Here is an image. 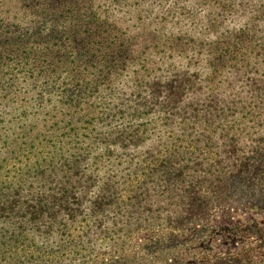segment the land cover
I'll return each instance as SVG.
<instances>
[{
    "label": "trees",
    "instance_id": "1",
    "mask_svg": "<svg viewBox=\"0 0 264 264\" xmlns=\"http://www.w3.org/2000/svg\"><path fill=\"white\" fill-rule=\"evenodd\" d=\"M21 1L34 10L27 13L28 34L45 45L49 65L59 47L48 37L73 49L83 44L84 51L96 30H107V17L90 1ZM0 2L8 8L7 0ZM221 56L225 81L203 93L179 81L163 97L162 81L147 91L134 76L108 84L80 118L87 123L81 136L67 135L20 175L1 181L0 250L6 264H57L53 251L74 241H88L95 256L121 253L139 228L168 229L174 244L191 252V264H256L262 241L199 257L209 248L205 231L221 202L254 209L263 216L259 227L264 224V64ZM119 63L128 65L124 57L114 70ZM185 92L188 101L178 98ZM51 106L38 110L42 122L58 116L56 103ZM237 238L232 237L242 242Z\"/></svg>",
    "mask_w": 264,
    "mask_h": 264
},
{
    "label": "rangeland",
    "instance_id": "2",
    "mask_svg": "<svg viewBox=\"0 0 264 264\" xmlns=\"http://www.w3.org/2000/svg\"><path fill=\"white\" fill-rule=\"evenodd\" d=\"M18 1L7 0L8 8L0 2V182L20 175L51 146L59 147L67 135L81 136L87 123L80 118L110 83L134 76L149 91L162 81L167 97V90L181 81L203 93L225 81L221 54L264 64V0H81L90 1L88 5L107 17V30H96L84 51L79 40L77 50L57 36L48 37L51 46L59 47L54 49V65L46 60L41 40L28 34L27 13H34L33 8ZM124 57L128 65L119 63V70H114ZM169 77L171 83L166 84ZM81 87L87 98L79 96ZM188 95L178 98L188 101ZM53 102L58 116L42 122L38 110L42 105L50 109ZM262 217L254 209L244 211L232 202H221L205 231L203 242L209 248L199 257L231 254L243 243L253 247L257 241L264 243V224H258ZM168 232L139 228L121 253L95 256L89 253L88 241H74L64 243L53 255L57 264H191V252L185 244H174ZM34 253L48 259L45 252ZM3 254L0 250V258ZM253 257L256 264H264V248H256ZM6 262L5 255L0 264Z\"/></svg>",
    "mask_w": 264,
    "mask_h": 264
}]
</instances>
